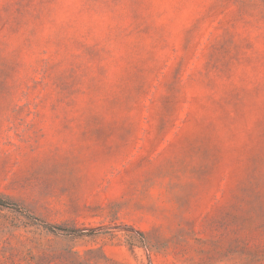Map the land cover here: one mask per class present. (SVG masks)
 <instances>
[{"label":"rangeland","instance_id":"rangeland-1","mask_svg":"<svg viewBox=\"0 0 264 264\" xmlns=\"http://www.w3.org/2000/svg\"><path fill=\"white\" fill-rule=\"evenodd\" d=\"M0 264H264V0H0Z\"/></svg>","mask_w":264,"mask_h":264}]
</instances>
